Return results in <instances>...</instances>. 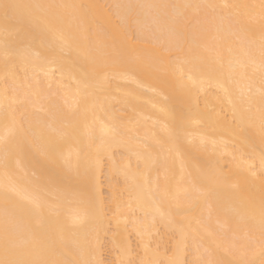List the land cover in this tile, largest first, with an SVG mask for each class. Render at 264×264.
<instances>
[{"label":"bare ground","instance_id":"obj_1","mask_svg":"<svg viewBox=\"0 0 264 264\" xmlns=\"http://www.w3.org/2000/svg\"><path fill=\"white\" fill-rule=\"evenodd\" d=\"M4 3L0 259L264 264L262 0Z\"/></svg>","mask_w":264,"mask_h":264},{"label":"snow or ice","instance_id":"obj_2","mask_svg":"<svg viewBox=\"0 0 264 264\" xmlns=\"http://www.w3.org/2000/svg\"><path fill=\"white\" fill-rule=\"evenodd\" d=\"M261 6L262 8H264V0H262ZM20 7H21L20 5L9 4V3H4L0 5V9H3V15L6 21L10 17H14L15 15H17V10ZM37 7H41V6H37ZM48 7H52V6H48ZM90 179L91 177H89L88 173L85 172L84 174L85 183L83 186V190L81 191V195L88 196L87 189H88V183L90 182ZM11 191L15 193L17 190L13 188L11 189ZM24 199L27 200L28 203L31 204L33 207H36V208L39 207V204L35 199L29 198V197H24ZM88 219H89V212L86 209L82 214L77 215L74 218L73 226L86 224L88 222ZM262 227H264V210H262ZM3 247H4L5 258L0 259V264H42V262L23 261V260L11 258L17 252V245H16L15 236L9 230L7 222L5 224V229H4ZM81 264H93V262L83 261L81 262ZM96 264H98V262H96Z\"/></svg>","mask_w":264,"mask_h":264},{"label":"rangeland","instance_id":"obj_3","mask_svg":"<svg viewBox=\"0 0 264 264\" xmlns=\"http://www.w3.org/2000/svg\"><path fill=\"white\" fill-rule=\"evenodd\" d=\"M105 242L107 243L108 241H105ZM105 242H104V243H105ZM106 243H105L104 246H103V248H105L103 254L105 255L104 258L106 259V262H105V263H106V264H110V263L112 262L111 259L109 258L110 255L108 254V253H110V250H108L110 247H107V246H109V245L106 244ZM106 248H107V249H106ZM105 250H106V251H105ZM107 252H108V253H107ZM111 264H112V263H111Z\"/></svg>","mask_w":264,"mask_h":264}]
</instances>
